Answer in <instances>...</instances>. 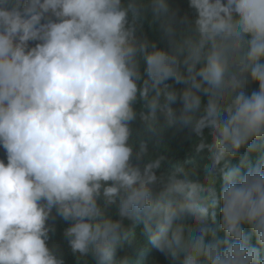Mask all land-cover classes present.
<instances>
[{
  "label": "clouds",
  "instance_id": "1",
  "mask_svg": "<svg viewBox=\"0 0 264 264\" xmlns=\"http://www.w3.org/2000/svg\"><path fill=\"white\" fill-rule=\"evenodd\" d=\"M188 7L0 0V264H65L55 233L155 264L118 256L129 222L171 264H264V0ZM177 126L207 156L165 179Z\"/></svg>",
  "mask_w": 264,
  "mask_h": 264
},
{
  "label": "trees",
  "instance_id": "2",
  "mask_svg": "<svg viewBox=\"0 0 264 264\" xmlns=\"http://www.w3.org/2000/svg\"><path fill=\"white\" fill-rule=\"evenodd\" d=\"M170 4L173 7L179 8L181 14L188 12L190 15H194L192 10L188 7V0H170ZM146 37L149 40L157 41L158 47L165 46L164 42L161 41L160 39L159 32H153L152 29H150V32L147 34ZM176 87L177 89H179L182 88L183 85H176ZM257 88H258V84L252 83L247 86L246 90L250 92L251 90ZM137 107H139V105ZM171 107H173L174 110L178 111L180 107L179 101L173 103ZM132 127L135 132L139 130L141 124L137 120L133 123ZM192 139H194V136L190 134L189 130L186 128H181L179 126H177L174 132H169L165 135L163 142L167 143L169 148L168 159L163 164L159 172V175L167 179V177L177 167H181V166L193 167L199 165L202 162V158L207 156V152L205 150L203 152L196 153L192 147V143H191ZM189 159H192V164L187 163ZM220 183L221 182L218 181L217 189H219ZM219 220H220L219 208H217L216 225L219 224ZM208 223L209 224L212 223L210 216L208 219ZM142 227L143 226L141 223H133V225L130 227V222H129V229L135 235L136 239L131 242L126 241L118 256H124V255L131 256V254H133L136 251H143L145 254L149 256L150 260L155 264H171L169 258H167L165 255H163L156 249H152L150 247L149 243L142 235ZM245 231H248V229H245ZM137 241L139 242L138 244ZM52 243L53 245L56 246L58 252L62 255L65 264H77L75 261V257L72 254L70 247L68 246V243L64 239L63 235H59L55 233ZM131 258H132V264H149L137 260L133 257Z\"/></svg>",
  "mask_w": 264,
  "mask_h": 264
}]
</instances>
